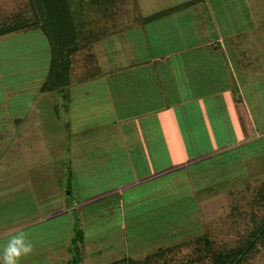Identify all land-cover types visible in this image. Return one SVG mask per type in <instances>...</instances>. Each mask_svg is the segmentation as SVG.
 <instances>
[{"label":"crops","instance_id":"crops-1","mask_svg":"<svg viewBox=\"0 0 264 264\" xmlns=\"http://www.w3.org/2000/svg\"><path fill=\"white\" fill-rule=\"evenodd\" d=\"M203 1L67 0L76 50L59 87L65 89L63 98L70 105L63 133L66 156L57 157L54 153L51 158L56 131L33 125V121L50 117L57 122L53 98L57 83L48 78L42 83L36 74L41 68L26 65L21 59L25 51L15 52L8 42L39 28L0 34V257L10 239L23 233L32 250L20 258L19 264L72 263L71 256L60 252L69 251L76 239L73 211L84 210L96 198H79L75 203L63 199L54 204L65 192L62 183L66 178V184L70 183L72 170L81 169V161L85 159L97 160L102 166V162H108L105 163L108 168H120L115 167L118 158L104 161L103 156L97 159L96 155H86L93 149L115 151L113 141L108 144L103 139L93 144L89 136L96 130L104 132L106 139L120 137L117 142L121 148L131 152L128 169H133L130 174L136 183L161 178L185 167V160L158 164L163 161V153L169 158V141L183 136L184 130L199 134L200 127L207 126L203 135L215 136L220 125L226 128L221 134L231 135L233 120L239 136L230 138L224 150L241 148L250 152L255 144L251 153H257V144L264 140V76L260 74L264 66L256 61L262 69L252 67L255 60L243 56V50L248 48L243 41H237L239 36L247 37L245 34L252 37L253 33L247 30L255 27L254 20L246 0H205L208 12L203 7L200 10ZM239 67L241 70L236 69ZM217 68L226 73L227 93L223 92L222 78L217 75L212 78L213 73L207 75ZM232 68L238 72L243 95L240 98L231 90ZM225 94L228 108L220 105ZM214 100H219V104L213 110ZM37 103L47 104L53 116L46 112L39 116L40 110L36 112L34 106ZM84 103L92 108L85 109ZM77 106L82 122L88 118L90 123H96L88 127L80 122L68 129L73 125V109L77 110ZM32 108L35 112L28 114ZM262 161L264 157L260 160L245 156L239 166L229 174L226 172L225 178L233 179V169L240 167L247 175L252 168H264ZM12 162L22 163L15 167ZM22 167L31 170L23 173L8 170ZM140 167L148 169L139 172ZM217 179L213 172L194 181L191 194L198 198L215 191Z\"/></svg>","mask_w":264,"mask_h":264},{"label":"rangeland","instance_id":"rangeland-1","mask_svg":"<svg viewBox=\"0 0 264 264\" xmlns=\"http://www.w3.org/2000/svg\"><path fill=\"white\" fill-rule=\"evenodd\" d=\"M246 1L255 27L247 30L248 33H253L252 37L250 34H245L247 37L240 39L241 36H239L237 41H243V44L248 48V50H243V56L248 55L247 58L255 60L252 67L261 70L262 67L256 65L258 63L256 61L264 66V0ZM202 7L207 11L205 0L200 10ZM40 11L36 2L35 5H32L30 0H0V33L39 28V24L43 23L42 20L39 21ZM208 18L211 19L210 16ZM20 35L22 36L8 39L9 46L15 52L25 51L26 54L21 59L26 65H36L41 68V71L36 74L40 75L42 83L45 79L47 82L48 77L52 79L54 74H51L50 71L51 46L46 31L39 28L28 34ZM53 48L58 54L60 49L57 42ZM252 48L253 50H251ZM239 52L241 53V50ZM60 65H62L61 62ZM236 69H240V67ZM236 69L232 68L231 71L233 87L231 90H234L240 98L242 93ZM208 74H212V78L214 75L222 78V84L225 86L223 92L227 93L229 88L228 83L225 85L227 76L224 69L217 68L216 72H207ZM260 74L264 76V72H260ZM84 77L86 76L84 75ZM53 90L57 122L51 117L47 120L33 121L35 127L56 131V141L53 144L55 149L51 151V158L54 153L57 157L68 155L63 133L66 131L68 123L66 115L69 116L70 112V105L65 103L63 98L65 89L56 87ZM215 93L217 94V91ZM225 98H228L227 94L220 98V105L228 108ZM75 102L77 103V100ZM217 103L219 104V100L211 105L213 110L217 107ZM84 104L85 109L92 108L87 103ZM34 106L37 108L36 112L40 110V113L37 112L39 116L43 112L53 116L52 112L47 109V104L37 103ZM32 110L33 108L28 114L35 112ZM86 112L91 113V111ZM73 114V125H70L68 129L80 125V122L88 127L96 123H90L88 118L82 122L79 106H77V110L73 109ZM226 119H230L229 111H227ZM29 120V124H31L32 119ZM232 121V126L229 129L232 136L221 134L225 133L223 129L226 128L220 125L217 127L215 136L203 135L206 133L207 126L200 127L199 134L195 133V130L193 133L184 130L183 136L172 139L173 142L169 141V158L163 153V161L157 163L165 165L168 161L185 160V167L175 169L161 178L147 179L144 183H136L134 177L131 176L130 172L133 169H128V165L132 155L131 152L121 148L117 142L120 139L118 135L106 139L104 132H99V130L92 132L89 138L93 139L94 145L102 142L103 139H105L103 142L108 140V144L113 141L115 151L93 149L86 155H96L97 159L103 156L105 157L104 161H113L118 158L115 167L119 165L120 168H108L105 167V163L108 162H102V166L97 160L90 162L85 159L81 161L83 164L81 169L74 168L72 170L73 174L69 176L70 179L68 178L70 183L66 184L67 178L64 180L62 186L65 192L53 201L54 204L57 201V203L65 201L63 199L75 203L94 196L96 200L82 211H73L76 239L70 245L69 251L60 253L71 256L74 264H109L121 260L127 262L129 259L139 264H217L220 261L230 264L237 253L246 247L250 233L259 230L264 217V168H252V173H250L252 175L248 173V176L247 171L240 167L233 169V179L225 178L226 172L228 171L227 174H229L232 168L239 166L245 156L252 155L260 160H263L264 157V140L257 144L258 151L254 154L251 151L255 144L250 148V152H245L241 148L236 151L224 150V145L229 140L239 136L236 121L234 123ZM49 136L51 137V135ZM173 144L176 147L172 146ZM215 149L217 150L213 151ZM110 156H113V159ZM19 163L22 162H12V165L16 167ZM135 169L138 170V168ZM145 169L148 167H140L138 171L144 172ZM8 170L23 173L31 169L22 167ZM213 172H216L219 182L215 185V191L211 190L210 193L198 198L191 194V186L195 184L193 182L198 179L203 180ZM69 191L71 192L70 196L66 195ZM109 191H111L110 194H105ZM120 201L124 207L120 206ZM101 211L105 212V215ZM82 230L85 232V239ZM78 235L80 236L77 238ZM157 255L160 256V259L153 257H157ZM57 257L62 259L61 256ZM151 257L150 262L145 261ZM240 264H264V238L256 244L248 258H245Z\"/></svg>","mask_w":264,"mask_h":264},{"label":"trees","instance_id":"trees-1","mask_svg":"<svg viewBox=\"0 0 264 264\" xmlns=\"http://www.w3.org/2000/svg\"><path fill=\"white\" fill-rule=\"evenodd\" d=\"M38 5L41 9L39 12L40 19L43 23H38L40 29H44L46 31V36L49 40L51 46V62L50 71L51 74H54L52 79L48 77V80L54 81L57 83V87H60L61 77H63L64 73H66L69 65H70V56L76 50V42L74 37V29L71 20V14L69 11L67 0H30L32 5ZM33 7V6H32ZM37 14V13H36ZM38 15V14H37ZM13 31V30H11ZM4 31L3 33H6ZM9 32V31H8ZM2 34V33H0ZM56 42L59 46V55L53 48L56 46ZM57 54V55H56ZM60 56V59H59ZM60 61L62 65H60ZM54 62L59 63L54 65ZM59 65V66H58ZM50 74V75H51ZM264 238V217L261 220V227L259 230H254L250 233V239L245 248L240 250L235 256L234 260L230 262V264H240L245 258H248V255L251 254L252 250L256 247V244L260 242L261 239ZM154 258H159L153 256ZM152 257L146 259L145 261H151ZM144 261V262H145ZM109 264H139L136 261L129 259L127 262L125 261H114ZM217 264H225L221 261Z\"/></svg>","mask_w":264,"mask_h":264},{"label":"clouds","instance_id":"clouds-1","mask_svg":"<svg viewBox=\"0 0 264 264\" xmlns=\"http://www.w3.org/2000/svg\"><path fill=\"white\" fill-rule=\"evenodd\" d=\"M31 243H25L24 234L20 233L13 236L3 251L0 257V264H19L22 256L31 252Z\"/></svg>","mask_w":264,"mask_h":264}]
</instances>
